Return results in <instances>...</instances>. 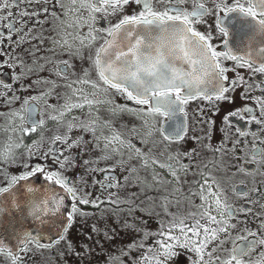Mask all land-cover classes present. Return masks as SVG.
Here are the masks:
<instances>
[{
    "label": "snow or ice",
    "instance_id": "obj_1",
    "mask_svg": "<svg viewBox=\"0 0 264 264\" xmlns=\"http://www.w3.org/2000/svg\"><path fill=\"white\" fill-rule=\"evenodd\" d=\"M25 2L0 0V13ZM31 2L51 4L58 11L47 8L43 11L56 22L55 34L43 38L50 41L51 47L38 46L49 53L48 60L40 63L44 57L34 49L37 69L29 67L27 71L51 68L50 74L64 84L33 80L31 86H23L25 77L19 74L12 79V84L21 85L19 89L0 83V108L10 109L0 110V179L4 182L0 185V217L6 214V202L2 198H10V211L20 212L21 219L32 225L31 230L13 232L10 238L0 236V264H27L26 258L33 249L51 251L63 245L77 257L81 256L80 251L73 249L70 237L77 217L94 215L83 212L82 208L106 211L102 207L105 204L108 211L118 209L121 213L140 214L124 226L140 236V240L110 257V264H264V198L256 187L243 191L246 185L238 183L227 189L223 185L230 181L217 178V174H222L234 180L240 174L264 179V147H260L264 146V137L237 129L238 139L233 146L228 147L227 140L218 147L209 144L205 150L212 153V158L203 163L199 162L196 151L173 155L165 148L156 156L155 149L149 147L158 143L157 135L161 138L159 143L164 145L185 142L189 136L187 126L175 127L174 121L178 116L187 120L190 103L203 102L209 105L210 115L216 116V107L234 104L238 91L242 100L253 91L264 94V83L257 82L254 86L249 83L257 75L264 77V0ZM188 4L192 5V11L185 10ZM130 5L140 9L137 15H124ZM19 15L28 17L29 13L22 11ZM116 16L121 17L119 22L111 24V18ZM209 16L215 17V36L211 31L204 34L197 30V25H202ZM100 18L109 21L106 30L99 26ZM228 18L240 25L249 47L260 39L258 60L252 58L251 51L247 56L217 51L228 43L230 33L224 24ZM3 19L10 17H0ZM38 22L43 25L48 20ZM8 31L15 29L9 27ZM218 37L224 39L223 45L213 43ZM0 39L12 41L13 36L2 35ZM55 55L69 59L56 62ZM75 61H86L89 67L77 75ZM225 62H231L233 67H225ZM22 67L11 57L6 62L0 61V69L11 68L15 72ZM239 69L252 75L245 78ZM229 73H234L235 78L230 79ZM39 86L43 87L38 97L17 95V92L35 91ZM60 87L65 91L59 92ZM113 94L134 107L114 104ZM254 102L259 109L258 118L252 108H242L231 112L223 124L232 128L231 121L239 120L249 128L258 125L264 130V98ZM16 104L21 107L17 109ZM37 107L45 110L39 113V120L34 119ZM102 112L107 120L102 118ZM121 114L134 117L141 127L128 129L121 125L117 130L115 118ZM246 115L250 118L246 119ZM160 120L168 122L167 131L163 125L158 126ZM205 123L209 132L203 139L210 141L215 122ZM36 135L39 139L35 142H25ZM249 138L253 146H241V141ZM137 140L148 148L147 152L134 143ZM21 152L29 161L39 163L19 165L21 173L10 175L8 170L17 167ZM89 152L100 156L85 158ZM226 154L236 161L231 172L223 164ZM102 164L112 166L101 167ZM249 166H254L256 171H249ZM81 167L100 180L69 177V173ZM121 172L122 176L113 175ZM37 178L62 190L64 196L42 193L29 183ZM101 182L116 194L129 188L139 191L130 193L127 199L115 194L109 198L94 197L87 192L89 183L96 187ZM21 187L27 194L23 202L18 198ZM229 193L237 200L248 201V208L254 210L237 207L230 201ZM65 197L71 203L67 214L63 211ZM240 217L251 219L241 221ZM53 219L63 221L59 228L52 223ZM151 220L155 221V230H145L144 225ZM241 223L243 229L239 227ZM43 227L49 229L46 234L39 232ZM52 230L56 235H52ZM97 231L93 226V233ZM45 239L50 243L42 244ZM106 239L114 237L106 234ZM88 251L87 247L83 249L85 253Z\"/></svg>",
    "mask_w": 264,
    "mask_h": 264
},
{
    "label": "flooded vegetation",
    "instance_id": "obj_2",
    "mask_svg": "<svg viewBox=\"0 0 264 264\" xmlns=\"http://www.w3.org/2000/svg\"><path fill=\"white\" fill-rule=\"evenodd\" d=\"M10 3H19V0H10ZM210 8H214V5L209 3L208 5ZM47 8L51 12H56L58 9L52 8L51 4L41 5L39 3L31 2V0H27V2L19 4L18 8L12 9L10 11H6V13H0V17H10V19H3L0 20V36L2 35H12L13 40L7 41L4 39H0V61L6 62L11 57L12 59L16 60L18 63L22 64L23 67L16 69L15 72L12 71L11 68L6 69H0V83H8L12 84V79L15 75L19 74L20 76L25 77L23 80V86H31L32 81H40V80H55L57 84L63 85L64 81L58 80L55 76L51 75L52 69L49 68L46 71H33L29 73L27 69L29 67H32L33 69H37V59L38 57H34L32 55V52L34 49H36L39 52V56L44 57V60L39 61L40 63H45L48 60L49 53H47L44 50H41L38 46L43 44L45 48L51 47L50 41L44 40V37H49L50 35H54V25L55 21L52 20L51 16H45L43 14L44 9ZM186 11H192V5L188 4L185 6ZM22 11H26L29 13L28 17H23L19 15ZM40 12V15H36L37 12ZM140 11V9L135 5H130L124 12V15L127 16H135ZM121 17L116 16L111 18V24H115L119 22ZM48 20L47 24L41 25L38 21L40 20ZM233 18H228L224 20V24L226 25L230 36L228 39V43L223 48H217V51L222 52H231L236 56H247V53L251 51L253 53V57L255 60H258L259 57L256 55L259 50L260 46V39L257 38L256 41H254L253 45L249 47L247 43V35L242 34L240 32V25L237 23H232ZM19 22V23H17ZM204 25H209L210 27H205ZM99 26L102 29H107L109 27V21L105 20L104 18H100V24ZM12 27L15 29V32L8 31V28ZM197 30L201 33L207 34L209 31L212 32V34L216 35V28H215V17L209 16L206 17L202 25H197ZM19 42V43H18ZM215 45H223L224 39L222 37H218L216 40L213 41ZM94 54V53H93ZM69 57L67 56H61V55H55L54 60L56 62H60L62 60H67ZM88 63L75 61L74 62V70L77 75H80L82 71L85 68H88ZM225 67H233V64L231 62H225ZM239 74L245 78L252 75L251 72L246 71L244 69H239ZM93 79H95V75L92 76ZM229 78L234 79L235 74L229 73ZM257 82L264 83V77L255 76L254 79L250 80L249 83L251 85H255ZM12 86L16 89H19L21 85L12 84ZM41 87L39 86L35 89V91H28V92H17V95L29 98V97H38L41 95ZM59 92H64L65 89L63 87H60L58 89ZM241 91H238L235 94L234 100L235 103L231 105H219L216 107V111L218 112V115L211 116L209 112V105L197 101L194 103H190L187 106L186 113H187V120L185 121L184 117H176L175 121L179 124L180 122L183 123V126H187L189 136L186 138L185 142L179 145H164L159 143L160 136L157 135L155 137V140L158 142L156 145L150 144L149 147H153L154 155L160 156V154L164 151L165 148L168 149V152L175 155L177 153H186L189 151H196L198 154V157L201 156L204 158V162L207 160V154H206V147L210 144L212 147H218L224 144V142L228 141V147H232L233 143L236 139H238L235 136V131L237 129H244L253 133H256L258 136L264 137V130L260 129L258 125H252L250 128L246 125H244L239 120H232L231 124L233 125L232 128H227L223 124V120L233 111L240 110L242 108H252L253 114L257 116L259 109L257 108L255 104V100L264 98V94L256 93L255 91L252 92V95L247 97V99H240ZM113 102L114 104L118 106H128V107H134L131 105H126L125 100L120 98L118 95L113 94ZM50 103H54V101H50ZM15 107L19 109L21 107L20 104H16ZM0 110L3 111H9L10 109L0 108ZM45 111L42 107H37V115L34 117V119L39 120L41 119L39 113ZM199 113V115H197ZM102 118L105 120L108 119L105 112L101 113ZM250 118L246 115V119ZM212 120L215 122L214 127L211 129V137L210 141H205L203 137L209 132V128L205 121ZM2 122V121H0ZM167 121L160 120L159 125L165 126L167 124ZM121 125L127 126L128 129L130 128H140V123L134 118L126 114H121L118 117L115 118V127L117 130H120ZM50 137L51 134H46ZM39 139V135L31 136L26 139V143L35 142ZM134 143L141 149H143L145 152L148 151V148H146L142 143H140L139 140L134 141ZM204 144V145H203ZM244 144H248L249 147L253 146V142L249 138L246 141H241V146ZM264 147V146H260ZM245 151L247 149H244ZM242 155V153H238ZM19 155V159L16 161L17 167H13L8 170L10 175H17L21 173V168L19 165H22L24 163H32V164H38L39 162L36 160L29 161L27 157L24 155L23 152H21ZM210 155V154H209ZM99 153L89 152V156L85 158H99ZM212 158V155H210ZM200 158V157H199ZM206 159V160H205ZM236 161L231 154H226L223 164L226 168L229 169V172H231L232 168L231 166L235 164ZM111 167L112 164L107 165H101V167ZM86 171L84 168H79L75 172L69 173V177H78V171ZM159 171V170H157ZM249 171L255 172L256 169L254 166H249ZM161 175L165 176L167 179L166 173L160 172ZM113 175H119L122 176L123 173H117ZM143 175V174H142ZM88 180H95L99 181L100 177L96 175H89L87 172L84 175ZM217 178L221 179L222 181L228 180L229 183H224V187L227 189H231L235 187L236 184H245L246 187L243 189V191H249L251 188L256 187L257 191L261 194V198H264V179H261L259 176L255 177H245L243 175H236L235 179H231V177L223 176L222 174H217ZM4 182L2 179H0V185H2ZM29 183H36L40 185H47L42 180L37 178L34 182ZM86 190L89 194L93 195L94 197H102V198H109L110 195H117L116 193H113L112 190L107 189L104 187L103 182L99 183L96 187H93L90 183L86 186ZM237 191H240V189H237ZM230 201L235 204L237 207H243L248 211H253L254 209L248 208V201H241L237 200L236 197H232L229 193ZM71 206V203H70ZM104 209L109 207L108 205L102 206ZM85 213H94V215H91L90 218H82L77 217V223L76 225L79 226L82 231V234L84 233L85 227H93L96 222H100L102 219H100L99 214H104L105 211H100L98 209H92V208H82L81 209ZM256 211H259V209H255ZM94 219L92 220L91 218ZM244 219H251L250 217H240V220L243 221ZM241 229H243V223L239 225ZM91 260V259H90ZM27 264H48L46 256L43 257L42 251H37L35 249L32 250V254L26 258Z\"/></svg>",
    "mask_w": 264,
    "mask_h": 264
},
{
    "label": "rangeland",
    "instance_id": "obj_3",
    "mask_svg": "<svg viewBox=\"0 0 264 264\" xmlns=\"http://www.w3.org/2000/svg\"><path fill=\"white\" fill-rule=\"evenodd\" d=\"M204 145V144H203ZM207 160L211 159L212 153L207 151ZM210 154V155H209ZM199 162L203 163L204 158L199 156ZM206 160V159H205ZM206 160V161H207ZM87 171H78V177L84 176ZM85 177V176H84ZM191 180V177H189ZM139 191V189L129 188L126 191L118 193L120 199H127L130 193ZM187 191V189H185ZM111 196V195H110ZM106 208L104 214H99L100 222L94 224L98 230L93 233V227H85L82 234L79 226L75 225L72 233H70L71 240L73 242V249L82 253L77 257L73 253L69 252L66 245L52 249L51 251H42L43 257L46 256L48 264H110V257L117 256L122 249L126 250L127 246L135 241L140 240V236L131 232L130 229L124 227L126 224L132 223L133 216H139V213L129 214L121 213L118 209L108 211ZM92 220L94 219L91 218ZM156 224L154 220H151L149 224L144 225L145 230H155ZM106 234L113 236L114 239H106ZM91 236V239L88 237ZM87 247L89 251L83 252V249ZM91 259V260H90ZM6 264V262H4Z\"/></svg>",
    "mask_w": 264,
    "mask_h": 264
},
{
    "label": "water",
    "instance_id": "obj_4",
    "mask_svg": "<svg viewBox=\"0 0 264 264\" xmlns=\"http://www.w3.org/2000/svg\"><path fill=\"white\" fill-rule=\"evenodd\" d=\"M135 31L139 32L141 30L137 29ZM174 126L181 127L183 126V123L180 122V126H179L178 123L174 122ZM164 127H165V131H167V128L169 127L168 123L165 124ZM31 184L33 187L40 188L42 193H51L53 196H64L62 190L54 188L51 185H40L36 183H31ZM26 196L27 194L24 192L23 187H21L18 190V198L21 200V202H23ZM2 199H5V202H6V214L3 217H0V223H2L3 225L2 227H0V236L7 239L11 237L13 232H18L21 229L31 230L32 225L30 221H23L21 219L20 212L13 213L10 211V207H9L10 198H2ZM65 203H66V207L63 211L65 214H67V212L70 209V201L66 197H65ZM52 223H54L56 227L59 228L61 224L63 223V221L53 219ZM48 231L49 229L47 227H43L39 230L40 234H46ZM52 235H56V232L54 230H52ZM41 243L47 244V243H50V240L45 239V240H42ZM11 244L12 246H15V241H12Z\"/></svg>",
    "mask_w": 264,
    "mask_h": 264
}]
</instances>
